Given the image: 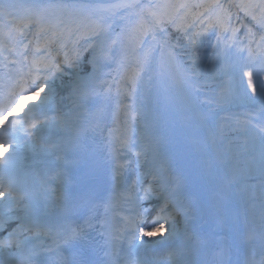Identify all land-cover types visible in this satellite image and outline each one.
I'll return each mask as SVG.
<instances>
[{"label": "snow or ice", "instance_id": "obj_1", "mask_svg": "<svg viewBox=\"0 0 264 264\" xmlns=\"http://www.w3.org/2000/svg\"><path fill=\"white\" fill-rule=\"evenodd\" d=\"M236 7L264 29V0ZM214 28L231 32L250 56L253 45L264 54V31L238 37L239 21L233 26L218 0H163L147 11L137 0H0V143L12 145L0 160V203L8 205L0 214L7 230L0 264H264V199L257 257L254 236L241 234L222 187H210L179 148L162 156L158 140L148 146L129 133L138 97L149 99L145 74L155 64L180 84L186 109L214 140L228 119L217 114L201 51ZM261 73L264 55L243 73L259 108L236 124L264 145ZM30 93L44 95L9 119ZM37 152L45 158L31 159ZM24 167L31 171L21 175Z\"/></svg>", "mask_w": 264, "mask_h": 264}, {"label": "bare ground", "instance_id": "obj_2", "mask_svg": "<svg viewBox=\"0 0 264 264\" xmlns=\"http://www.w3.org/2000/svg\"><path fill=\"white\" fill-rule=\"evenodd\" d=\"M145 1H146L147 3H145V4L143 5V7L146 8V9L150 8L148 2L151 1V0H145ZM137 2H138L139 4L142 5L143 0H137ZM136 19H137L136 17H132L133 22H135ZM166 80H167V78H165L164 76L158 74V75L156 76V86L159 88V87L161 86V84L163 83V81H166ZM57 83H59V81H57ZM160 88H161V87H160ZM160 88H159V89H160ZM171 93H172L176 98L179 99V100H178L179 103L184 104V100H183V95H184V93H183L182 88H181L180 86H177V87H175V89H172V90H171ZM164 99H165V97L156 98V104H157V106L162 110L163 113L167 114V113L170 112V110L173 109V106H174L175 104L173 103V105H168V110H167L166 107H165V101H164ZM184 105H185V104H184ZM237 114H238V113H237ZM150 115H151V116L153 115V111H151V114H150ZM179 143H180V147H181L182 150H187V143H188V142L185 140V138L180 137V138H179ZM159 150H160V152H161L163 155H167V154L169 153V151L167 150V146H166V145H163V144H161V143H160V145H159ZM188 160L190 161V163H191L193 166H195V163H194L192 160H190L189 158H188Z\"/></svg>", "mask_w": 264, "mask_h": 264}, {"label": "rangeland", "instance_id": "obj_3", "mask_svg": "<svg viewBox=\"0 0 264 264\" xmlns=\"http://www.w3.org/2000/svg\"><path fill=\"white\" fill-rule=\"evenodd\" d=\"M63 95H67V93H63ZM67 102V100H65V104H67L66 103ZM177 111V110H176ZM176 111H175V113L174 114H176ZM193 118H198L197 116H186V118L185 119H187V120H189V121H191ZM197 123H199V120L198 121H196ZM196 122H195V124H196ZM154 123H157V124H164L163 123V121H162V119L160 118V119H158V121H156V122H150V123H148L147 124V126H148V128L149 129H151L155 124ZM156 124V125H157ZM201 131H205V129L202 127L201 129H200ZM171 133H172V131H170ZM174 137V136H173ZM175 144H176V142L174 141L173 142V146H175Z\"/></svg>", "mask_w": 264, "mask_h": 264}]
</instances>
